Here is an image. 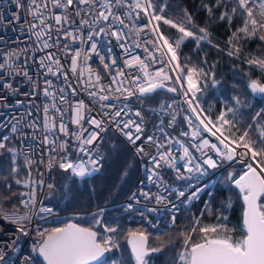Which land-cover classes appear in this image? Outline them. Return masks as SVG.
<instances>
[{
  "label": "snow or ice",
  "instance_id": "obj_1",
  "mask_svg": "<svg viewBox=\"0 0 264 264\" xmlns=\"http://www.w3.org/2000/svg\"><path fill=\"white\" fill-rule=\"evenodd\" d=\"M12 3L18 10L12 13V20L18 22L21 20L22 14H26L24 21L27 23L31 34L39 42L36 46L41 51L57 48L72 53L71 73H77L78 60L82 55L85 62L91 58V54L99 57L104 69L111 73V83L102 85L100 75L92 73L89 68L88 83L90 87H98L99 91H89L88 95L98 98L100 102L115 100L119 101L120 104L101 103L100 107L105 111L102 112L101 119L92 117L87 121L95 129L90 130L84 128L82 123L85 104L83 101H78L74 108L72 122L78 126L80 131L70 132L62 120L57 124L50 114V109H55L56 112L63 114L64 110L58 107L57 98L60 103L65 102L66 88L70 90L72 95L77 92L73 83L68 82V73L61 70V61L52 52H47L35 61L39 68L44 69L45 78L43 87H40L39 81L34 80L27 70L13 66L12 57L18 56L19 53L9 52L7 59L0 62V70L7 69L10 76L14 73L15 76H23L33 83L31 90L24 93L29 97V104L38 96L45 101L42 105V127L34 118L25 119V116L32 117L31 110H28L25 116L12 117L15 123L11 125L10 132L18 135L22 143H26L29 138L38 141L40 146L52 154L48 160L49 168L58 166L65 172L70 170L71 176L81 179L91 176L102 167L104 157L92 146L102 141L101 133L109 130L105 125L112 126L131 145L135 146L138 157H147L146 163L142 165L146 173V181L153 186L165 188V190L170 189L164 182V168L174 170L175 179L188 181L187 187L192 188L207 174L208 169H216L221 166L223 161L242 165L244 170L238 177L235 172H229L225 181H230L242 194L245 208L241 237L234 239L230 234L232 229L228 228L226 223H221L211 227H199V233L202 234L201 239L198 242H193L191 233L197 231L199 224L197 218L193 222L194 226L190 233L184 235V247L179 253L178 261L179 264H264V119H262L264 107L255 113L246 127L237 119L238 107L227 106V100L221 101L225 106L221 108L215 119L206 114L198 95V93L203 92L204 86L193 77L199 74L204 76L206 80L210 78L213 82L212 86L216 87L215 74L204 72L196 67H188L187 64L182 66L178 59L177 50L187 38L195 39L197 47H199L201 41L208 40L207 28H200V35H197L196 32L186 26V24H191L192 20L191 14L186 9L181 10L182 15L175 14V19L168 18L165 15L169 7L167 3L157 4L156 0H12ZM203 7L210 15L213 8L221 10L218 19L228 20L229 23L234 16L243 17L242 26L229 38L228 43L231 46V50L227 53L229 56L240 54L241 40L246 41L258 36V39L264 42V0H233L230 9L228 0H216L212 7L207 4ZM54 9L63 11L58 13L54 12ZM141 13L148 23L137 25L135 21L141 19ZM50 20L54 21V24L50 23ZM128 21H133V23L130 25ZM161 21L164 25L176 29L181 35L175 41H171L166 33L161 30L158 23ZM149 26H151L152 36L143 41L146 59L126 51L129 58L124 60V69H138L140 74L131 75L121 68L112 72L111 66L117 65V61L112 59L111 66L105 62L106 57L97 51V40L104 37L115 38L118 46L126 49V42L133 39L134 36L138 37ZM124 29H128V31L125 32ZM77 42L81 45L87 43L89 45L88 52L85 53L83 48L72 49L71 45ZM134 46L139 48L140 42H135ZM24 52L26 53V50ZM155 52H160L161 56L157 57ZM164 56H168L166 61L163 59ZM149 60L153 64L161 63L165 66L154 72L149 71L150 64L147 62ZM247 63L258 65L264 69V58L249 56ZM185 68H187L186 73ZM82 71L81 69V73ZM169 71L175 72V77L169 75ZM48 74L57 78L63 76L65 86H60L57 89L53 81L47 79ZM92 75H95L94 83L91 80ZM126 76H130L131 87L124 86L123 78ZM182 79L186 80L187 88H183ZM172 80L181 85L183 101L187 105V109H182L180 112L175 110L168 112L167 110L173 109L175 100L166 105L161 104L159 113H166L170 116L167 123L161 118L160 123L156 126L157 131L162 136L157 137L152 134L145 137V120L139 109L133 110L130 106V98L135 97L137 101L143 104L146 99H151L159 89L176 93V87L166 86V82ZM0 81H3L0 83V89H10L13 93L19 92V88H14L10 80H4L3 71H0ZM112 85H116V87L113 89ZM250 88L253 93L264 95V85L257 81H252ZM105 91L109 94H100ZM113 92L120 95L113 96L111 95ZM232 100L236 106L243 103L239 97H233ZM0 103L4 107H10L8 95L0 94ZM16 104H23V101L17 100ZM150 111L159 114L157 109H150ZM188 112L191 115H188ZM132 116L138 120L133 119ZM178 117H182L187 127L192 129L191 132L182 130L179 133V137L188 138V146L179 137H173L171 133L166 131V128H173L177 124ZM85 133H87L86 136ZM204 133L215 137L216 142H210L208 138H204ZM61 137H73V147L78 153L91 155L92 152H95V156L90 159L91 169L86 168L83 164H75L69 159V140ZM138 141L140 143H137ZM193 141L198 142L193 143ZM6 142H10L8 135L0 138V150L11 155V173H18L17 156L22 153H19L14 147H8ZM145 144L151 145L155 149V153L148 152ZM173 144L179 145L178 150L182 151V155L173 154ZM190 148L195 149L200 155L195 156ZM238 149H243V151H238ZM209 152L215 153L217 158H214ZM43 162L42 160L41 163ZM25 163L31 165L35 161L25 155ZM144 182L142 180L141 184L143 185ZM16 183L20 184L22 181L16 179ZM6 187L10 188L11 185H6ZM49 187L51 188L53 185L49 184ZM206 188L207 185L202 184L195 191H192L187 199L189 201L199 199V194ZM175 192L178 197L185 196V192L180 188H176ZM20 195L24 197L29 194L21 193ZM141 197L146 201L155 199L157 204L165 202L163 196L154 195L144 188H141L139 196L133 193L130 201L139 204ZM20 204L25 209L23 213L20 212L19 206L14 205V210L9 213L3 205H0V219L15 225L16 231L20 235L28 236L30 229L27 225L31 222V214L36 204L34 191L29 199H21ZM205 207H208L207 202ZM132 209L133 203L130 202L126 205V211ZM158 210L157 208H148V211L152 213ZM166 210L179 211L175 204ZM38 211L39 213L50 214L53 209L40 207ZM103 213L104 209H99L96 214H93V223L90 227L67 223L63 227L45 228L43 230L37 228L35 230L37 239L32 245L33 254L24 258V264H36L37 261H40V264H117L116 258L110 257L109 254L120 247L117 242L118 227L107 224ZM140 214L143 215L144 213L141 211ZM175 219L176 216L173 214V223ZM218 220L226 221L227 217L220 216ZM127 236L129 238L127 242L131 245L136 264H148L146 258L150 256V253L160 251L158 248L147 247V235L144 231L129 230ZM17 240L18 237L13 239L10 245L6 244L5 247H15ZM0 264H8L7 253L3 248H0Z\"/></svg>",
  "mask_w": 264,
  "mask_h": 264
},
{
  "label": "trees",
  "instance_id": "obj_2",
  "mask_svg": "<svg viewBox=\"0 0 264 264\" xmlns=\"http://www.w3.org/2000/svg\"><path fill=\"white\" fill-rule=\"evenodd\" d=\"M167 3L169 6L165 15L175 19V14L182 15V9L191 14V24H186L190 30L200 35V28H207L208 40L201 41L199 47L193 38L185 39L177 50L181 65L196 67L207 73L215 74L216 87L212 86V79L202 75H194L197 81L204 86V90L198 95L202 101V107L206 114L215 119L223 105L222 100H227V106L238 107L237 119L247 126L255 113L264 107V95L253 93L250 84L257 81L264 85V69L258 65H249V56L264 58V42L258 36L240 41L241 52L238 56H229L231 50L228 41L233 33L242 26L243 17L234 16L231 23L228 20H219L220 11L213 8L210 15L203 7L207 4L212 7L216 0H156L157 4ZM233 0H228L229 9ZM161 30L166 33L171 41H175L181 34L163 22H158ZM235 43V41H234ZM187 71V68H185ZM171 93L159 89L151 99L144 102L150 119L153 117V109L159 98L170 96ZM239 97L243 103L236 106L232 100ZM264 119V117H262ZM4 136L0 132V138ZM105 138V139H104ZM103 138L104 159L102 167L89 177L81 179L71 176V172H65L59 167L53 170L51 185L44 192V200L58 208L88 209L109 200L122 198L133 185L138 174V161L131 148L112 129H109ZM8 147L17 149L16 142L10 139L6 142ZM18 173H11V155L0 150V205L4 209L20 206L21 193H26L29 188L30 169L20 155L17 156ZM243 166L231 163L219 171L211 184L203 191L199 199L189 201L183 199L179 211H176L175 222L167 224L162 222L158 227L152 228L143 220L135 219L130 211L123 207H111L104 211V220L110 226L118 227L119 249H114L110 257H115L117 264H136L131 254L126 238L129 230L144 231L148 236V248H158L160 251L150 253L147 257L148 264H179V253L184 247V235L190 233L195 219H199L197 231L191 233L193 242L201 239L199 227L216 226L226 223L232 229L230 233L234 239L241 237L243 222L242 194L230 181L225 182L229 172H235L238 176L243 171ZM126 173V175H125ZM16 179L22 183L17 184ZM27 183H24V182ZM11 187H6V185ZM10 197V198H9ZM206 202L208 207L206 208ZM227 206V207H225ZM92 216L79 217L77 221L83 226H92ZM227 217V220H218V217ZM66 222L65 218L57 217L48 221V229L59 227ZM40 263V261H38Z\"/></svg>",
  "mask_w": 264,
  "mask_h": 264
},
{
  "label": "built area",
  "instance_id": "obj_3",
  "mask_svg": "<svg viewBox=\"0 0 264 264\" xmlns=\"http://www.w3.org/2000/svg\"><path fill=\"white\" fill-rule=\"evenodd\" d=\"M18 11L16 6L12 3V0H0V62H3L4 59H7L9 52H16L19 53L18 56L12 57L13 66H19L20 68H24L29 72V75L34 78V80L39 81L40 87H43V80H44V69L39 68L38 64L35 62L40 57L44 56L47 52L54 53L55 57L61 61L62 71L68 73L70 83L77 88V92L75 95H72L70 90L66 88L65 96L66 100L63 103H60L57 98L58 107L62 108L63 114L60 112H56L55 109H50V114L54 117L55 123L59 124L62 120L65 123L70 132H78L80 129L77 125H75L72 120L74 116V108L78 101H83L85 104L84 110V121H82L84 128H88L90 130H95L94 127L87 123L89 119L92 117H96L97 119L102 118V112L105 111L100 107L101 103H117L120 104L119 101L110 100L107 102H100L98 98H94L88 95L89 91H99L98 87H90L89 85V68L91 69L92 73L99 74L101 77L100 83L102 85H109L111 83V73L108 70H105L103 67V63L100 61L99 57L95 54H91V58L85 62V58L82 55L78 60V70L76 74L71 73V57L72 53L65 51L63 49L57 48H50L44 51H41L36 45L39 43L36 41L35 37L31 34L27 23L24 21V15L22 14V18L20 21H13L12 20V13ZM54 12H62L63 10H53ZM71 11V10H69ZM31 19V17H28ZM50 23L54 24V21H49ZM131 25L133 21H128ZM137 25L147 24L148 21L146 18L143 17L141 13V19L135 21ZM157 23V22H154ZM125 32L128 29H124ZM86 35V33H85ZM152 36L151 26L145 29L144 32L140 33L138 37L134 36L133 39H130L126 42V49H122L118 46L115 38L104 37L102 39L97 40V51L100 55L106 57L107 63L111 66V60L115 59L117 61V65L111 66L112 72H115L117 68L124 69V60L129 58L126 55V51L130 52L132 55H139L142 59H146V53H144L143 49L145 47L143 41L148 39ZM135 42H140V47L136 48L134 46ZM63 43V41H62ZM72 49L83 48L85 53L88 52L89 45L87 43L81 45L79 42L76 44L71 45ZM111 49V51H109ZM26 50V53L24 52ZM166 51V50H165ZM157 57L161 56L160 52L154 53ZM163 59L166 61L168 56H164ZM179 59V58H178ZM150 64L149 71L154 72L155 70L164 67L165 65L161 63L153 64L150 60L147 61ZM180 62V61H179ZM181 64V63H180ZM81 69L83 70L81 73ZM55 70V67H54ZM126 73L131 75L140 74L138 69H124ZM3 71L4 80H10L14 88H19L18 93H13L10 89H0V94H6L9 97L10 107H4L2 103H0V132H3L4 135H8L10 139H13L16 142L17 151L25 161V155L33 161L34 164L28 165L31 172L29 178V188L26 191L27 196L22 197L21 199H29L32 195L33 191L35 193V207L33 208L31 214V222L27 225L30 229L28 236H22L16 231V226L12 225L10 222H5L0 219V248L7 253V260L8 264H24V258L31 256L32 253V245L34 241L37 239L36 236V229L39 228L43 230L48 228V221L52 218H66L67 220H77V218L96 214L99 209H104V211L111 207H123L126 209V205L130 202L133 203V209L130 210V215L133 216L135 219L143 220L149 224L150 227L156 228L162 222L167 224L172 223V215L176 213L175 210L167 211L166 208H170L172 204H175L176 207L179 209L180 204L183 199H186L192 191H195L197 187H200L202 184H206L207 186L211 184L214 180L215 175L227 167L232 162L223 161L221 166L217 167L216 169H208L207 174L202 177L199 182L195 183V187L189 188L187 187L188 181L186 180H177L175 179L176 173L174 170H169L168 168L163 169V176L164 182L170 190H165V188L153 186L146 181V173L142 165L146 163L147 157H138L136 154L135 146L131 145L127 139L118 131H115L112 126L105 125L108 129L114 130L122 139L123 141L131 148L133 153L135 154L137 161H138V174L137 177L128 190V192L120 199L117 200H109L102 204L95 205L88 209H66V210H59L58 208L54 207L53 205L47 203L44 200V192L47 186L51 184V176L53 170L58 166H53L51 168L48 167V160L50 159V153H48L43 146L39 145L38 141H33L31 138L27 140L26 143H22L21 139L18 135H14L10 132V127L15 121L12 119L13 116H25V113L28 110H31L32 117H26L25 119H35L38 124L43 125V112H42V105L45 101L42 97H37L33 99V102L29 104V97L24 95V93L29 92L33 87V83L25 79L23 76H15L14 73L10 76L7 69L0 70ZM187 71H185L186 73ZM169 75L175 77L176 73L169 71ZM195 80L196 77H193ZM47 79L53 81V84L57 86V89L60 86L64 85V78L60 76L59 78L52 76L51 74L47 75ZM91 80L95 82V75L91 76ZM124 86L131 87L130 76H126L123 78ZM3 81H0L2 83ZM173 87L177 88L176 94H171L168 97H161L159 98L157 104L154 106L153 109H157V113H159L160 105L167 104L172 102L173 100L176 103L173 104V109L167 110L171 112L173 110L180 112L182 109H187V105L183 101L182 96V88L180 84H176L174 80L166 82ZM183 88H187L186 80L182 79ZM116 85H112L114 89ZM102 95H108L109 93L105 91L104 93H100ZM113 96L120 95L119 93H111ZM17 100L23 101V104H16ZM49 103L51 101H48ZM38 106H41L38 108ZM122 106V105H121ZM130 106L135 109H139L142 113V116L145 120V132L144 136L155 134L157 137H161L162 134L157 131L156 126L160 123L161 118L167 123L170 119V116L166 113H159L153 114L152 119L149 118L147 111H146V104L145 102L141 104L135 97L130 98ZM191 115L190 112L187 113ZM183 115V113H182ZM133 119H137L135 116H132ZM127 119V117H125ZM198 123V121H195ZM182 130H187L189 132L192 129L187 127V124L182 120V117L177 118V124L173 128H166V131L171 133L173 137H179V133ZM27 131V129H25ZM106 132L101 133L102 138H104ZM87 133H85V136ZM204 138H208L210 142H216L215 137L211 136L208 133L203 134ZM62 139L69 140V147L68 152L70 153L69 159L75 164H83L86 168L91 169L92 165L90 163V159L95 156V152H92L91 155L85 153H78L75 148L73 147L74 138L73 137H61ZM186 146H188V138L187 137H179ZM198 141H193V143ZM102 141L98 144H94L92 147L99 151V153L104 157V152L102 148ZM137 143H140L139 141ZM87 147V146H86ZM173 147V154L176 156L182 155V151L178 150L179 145H172ZM145 148L150 153H155V149L149 145L145 144ZM190 151L193 152L195 156H199L200 153L196 152L195 149H191ZM238 151H243V149H238ZM63 154V153H62ZM214 158L215 153L209 152ZM44 161L41 163V161ZM103 163V161H102ZM182 163V162H181ZM70 171V170H69ZM94 174V173H93ZM144 180V184H141V181ZM42 181V183H41ZM141 188H144L146 191H150L154 195H161L165 198V202L161 204H157L155 199L151 201H146L142 197L140 198L141 202L136 204L134 201H130V197L133 193H136L139 196ZM180 188L185 192L184 197H178L175 189ZM203 192L199 194V198ZM21 201V200H20ZM40 207L52 208L53 211L49 213H39ZM148 208H157L159 209L157 212L152 213L148 211ZM9 213L12 212L14 209L9 208L6 209ZM19 210L21 213L25 211L23 206L20 204ZM141 211L144 213L141 215ZM17 240V245L15 247H5L6 244L10 245V242L13 239ZM36 264H40L38 261Z\"/></svg>",
  "mask_w": 264,
  "mask_h": 264
},
{
  "label": "water",
  "instance_id": "obj_4",
  "mask_svg": "<svg viewBox=\"0 0 264 264\" xmlns=\"http://www.w3.org/2000/svg\"><path fill=\"white\" fill-rule=\"evenodd\" d=\"M166 86H171V85H169V84H166ZM177 93V92H176ZM176 93H171V94H176ZM242 173V172H241ZM240 173V174H241ZM238 177V176H237ZM51 181H52V179H51ZM243 199V198H242ZM244 208H245V206H244V202H243V211H242V222H243V212H244ZM67 223H76V224H78L79 226H81V227H86V226H83L82 224H80L77 220H68L67 222H65L63 225H61V226H59V227H63L65 224H67ZM147 235V234H146ZM128 236H127V238H126V242L128 241ZM127 245H128V248H129V250H130V252H131V254L133 255V253H132V251H131V245L130 244H128V242H127ZM147 247H148V236H147ZM133 257H134V255H133Z\"/></svg>",
  "mask_w": 264,
  "mask_h": 264
},
{
  "label": "bare ground",
  "instance_id": "obj_5",
  "mask_svg": "<svg viewBox=\"0 0 264 264\" xmlns=\"http://www.w3.org/2000/svg\"><path fill=\"white\" fill-rule=\"evenodd\" d=\"M105 139V138H104ZM103 149H104V146H103Z\"/></svg>",
  "mask_w": 264,
  "mask_h": 264
}]
</instances>
